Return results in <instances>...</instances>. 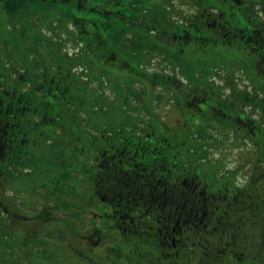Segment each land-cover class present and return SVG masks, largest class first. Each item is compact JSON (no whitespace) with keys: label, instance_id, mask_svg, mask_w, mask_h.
I'll list each match as a JSON object with an SVG mask.
<instances>
[{"label":"rangeland","instance_id":"1","mask_svg":"<svg viewBox=\"0 0 264 264\" xmlns=\"http://www.w3.org/2000/svg\"><path fill=\"white\" fill-rule=\"evenodd\" d=\"M168 1L170 2V4L167 3L168 6L172 2L175 5L171 6L173 15L177 11L179 20L184 19L189 11L194 12L196 18L204 15V19L195 20L194 22L198 24L190 25L189 29L191 32L208 36L206 37L207 40L193 41L192 38L190 39L192 52L189 55V61L179 62L185 71L184 73L178 71L179 74H168L166 73L168 68L160 67L157 63H154V68L145 71L140 67L139 72L131 73L129 70L120 72L119 69H109L107 67L112 65L107 63L100 64L97 69H92L85 47H81L76 41L78 32L75 24L71 22L69 17L64 15V12H61L60 8L53 4L49 6L52 0H31L29 7L16 18H13V16L7 17L0 8V38L5 39L9 43L10 50L14 52H4L0 55H4L7 59L12 54L16 55L15 52L25 53L24 51L29 47L26 45L36 42L32 46H36L34 50L37 53H33L32 49L30 52L31 57L28 59L37 58L42 66L49 67L50 70L52 67L54 68V63L60 64L57 59L58 55L63 58L66 56L68 61L70 57L72 59L69 63V69L63 71V86L66 87L68 83L69 88L67 85V89L70 93L67 95L68 97L61 99L62 108L60 102L52 101L54 107H56L55 104L59 105L61 113L59 117L53 120L56 121L52 125L55 129L54 132L56 135L58 133L65 134V136L71 138V143L69 144L67 142L68 138L63 135L60 136V139H57L52 138L50 134H46V131L41 134L38 133L36 128L39 126L37 124L42 126L45 121L38 116H33L28 120V126L32 130L30 138L21 139L18 133L14 136L16 131H13V129L16 127L9 131V135L14 137V142L11 140V144H15L17 149L22 147L26 152L25 158L22 157L23 154H14L16 161H11L10 151L8 153L4 150L0 152V207L2 208H9L11 206V204H8L9 202L16 204L13 195L20 190L19 187L31 188L34 182L29 181L30 179H36L41 185L48 176L47 174H52V178L49 176L50 180L44 185L43 190L39 189L38 192L41 195L34 199V203H36L35 212H41L42 216H45L44 219L38 221L33 215H23L17 217L12 225L13 213L9 212L8 216L5 214L0 215V224L6 225V227H0V264H127L128 259L120 257V250L126 256L135 255V259L143 260L141 264H148L147 261L149 260L154 264H159L160 261L157 260V256H159L160 251L164 253L171 252L169 248L149 242V237H146L148 240L144 239L145 223H148L147 221L151 218L147 213L158 211L154 204L149 205L151 211L144 213L141 218H134L135 233H128L126 232L127 229H124L128 225H124V219L121 218L126 217L122 214L123 211L125 212L124 209H127L124 205V198H120L118 201L122 204L119 207L121 211L115 216L107 217L104 211H108V214H110V206L105 201L100 202L96 193L93 192V181L90 178V172H98L99 164H103L105 161V159L102 161L100 150L104 147L105 141L107 142L108 136L111 139L114 137L111 136L112 129L109 131L113 123H115V126L125 125V130L130 132L126 133V136L129 135L135 141L138 137L144 136V128L148 127L147 130L150 128L153 130L154 126L148 125V121L145 119L156 118L159 121L158 123L166 128L167 132H170V130L175 132L169 135V141L166 140L165 146L172 154L177 155V160H180L178 164L181 165L182 162L186 161L193 163L190 155L194 154V163H200L206 168L208 177L204 178L208 182L209 189H212L211 191L219 188L218 193L230 192L236 188L235 185H230V179L228 181L224 180L221 185L220 179L229 175L235 169L236 164L243 166L245 162V166L249 168L252 163L255 165V162L252 161L253 152L256 151H253L255 144L247 137L236 139L238 135L235 134V130L239 131L235 127L241 119L236 117L235 120V116H239L241 113L250 116V112H252L251 119L256 120L264 115V94H260V90H258L262 86H254L253 84V87H251L250 82L253 83V81L250 80V70L246 65V61L250 62L252 52L255 55L258 52L254 46L258 45L260 38H264L263 25L257 26V22L252 19L249 26L251 29L257 28V30H253L250 36L248 34L246 36L242 35L239 40L232 41L228 35L229 32L236 31L232 24L227 25L226 33L220 35L218 25L214 24L213 26L211 20L207 19L208 16L216 15L218 12L215 11V6H209L208 0ZM263 1L260 0V3L256 5L250 4L251 1H248L246 9H249V12L244 10V6H237L240 10L239 13L250 14L253 12L254 14L258 8L252 6H262ZM162 2L163 0H156L154 4ZM163 20L164 23L171 25V21L166 22L165 19ZM261 21L264 22V13L261 15ZM35 22H37L36 25H34ZM32 23L33 27L31 26ZM137 24L136 19H134L130 26L126 28L127 31L124 30L116 35H118V42L124 50L127 53L133 51V54L140 52V61H142L146 59L147 55L141 53L140 45L154 46L156 42L153 36L156 34L150 32L148 34L150 38L147 37L143 44L145 37L139 35L140 31ZM170 31H172L171 28ZM38 34L45 37L37 39ZM164 34L174 41L171 34L167 32ZM48 38L59 40V50L49 46L51 40ZM240 38L244 47L239 44ZM6 42L2 45L4 44L7 47ZM175 43L178 48H184V44L180 39H177ZM113 45L117 46L118 44L114 43ZM111 46L112 43L109 42L107 47L112 52ZM259 52L264 53V51ZM34 55L37 56L34 57ZM251 59L253 60V58ZM148 60L150 61L149 56ZM24 61L22 59L23 63ZM140 61H137L139 65ZM6 62L8 61L6 60ZM132 63L134 64V61ZM259 64H264L263 57L259 59ZM189 65H193L192 72L186 73ZM13 68H10L12 72L19 69L18 66H15V69ZM157 68L160 70H156ZM154 72L162 75L155 78L150 77L154 76L152 75ZM159 80H164L166 84L162 83L160 85ZM145 83L148 86H145ZM70 89H74V91ZM146 90H149L151 98H155L161 93L164 108L173 95L175 100L171 102L170 106L176 103L179 113L170 112L163 117L151 114L142 102L143 92ZM63 91L67 90L63 87ZM210 93H212L213 100L208 102L215 101L213 109L210 108L209 112L204 107L202 108L203 111L197 109L195 104L199 102L200 107H202L200 102L207 101L205 96ZM42 94L44 93L40 92L38 95ZM245 96H247L246 99L240 104L239 98ZM34 105L36 111L38 104L34 102ZM27 108L28 105L26 110ZM12 110L15 120L20 121L21 125L22 120L18 118H22L25 112L22 111V108L18 109L15 106ZM195 111L203 115L205 118L204 123L196 127L192 125L191 128V124H187L185 121L181 122L185 113ZM228 111L233 112L231 116L227 115L226 112ZM37 113L43 115V113ZM47 115H53V112L48 110ZM177 116L178 124L175 123ZM57 121L62 124V128H58ZM256 123L263 129L262 134H264V121L260 119ZM43 128H45V124ZM184 130L187 132H181ZM238 141L241 142V145H237ZM122 143H124L123 139H118L116 142L120 148ZM32 146H39L37 148L40 150L44 148L47 153L45 158L40 161L43 163L48 162L44 164L43 168L39 169V164L36 165L38 159L32 153H28ZM190 147H192V152H190ZM239 151L241 152L240 155ZM127 155L120 156L119 161L122 160L125 164L128 161L126 159ZM164 155L168 156L166 153ZM242 157L243 163L240 162ZM18 158H22L23 161H19ZM99 159L100 161H98ZM16 166H19V168L13 175ZM34 173L40 174L41 179L37 175L29 177L30 174ZM17 177L26 179V182L16 180ZM86 181L89 185L86 184ZM228 183L229 185L226 187L225 185ZM3 184H7L12 189L14 188V191L8 186L2 190L1 185ZM54 189L61 194L59 201L62 207H57L54 201L47 203L42 198V195L47 196L50 190ZM85 191L87 195L84 194ZM252 193L255 194L253 189ZM256 193L258 197L254 195V198L246 204V208L252 206L254 215L260 216V212L264 211V186L258 187ZM171 204L166 206L163 212H167ZM242 205L245 204H233L229 194L227 196L224 194L221 200L208 199L206 209L211 210V213L215 212L216 215L208 218L209 222L207 224H205V216L203 225L201 223L193 224L192 219L191 225L183 228L181 232L182 236L189 237L188 241L190 243L195 242L198 245L196 242L200 240L206 244L207 249L205 251L195 250V247L189 246L191 249L188 252L192 253L191 260L182 264H264V230L260 228L264 225L262 224L264 223L263 219L259 218L258 220L260 231H257L258 226L251 222L250 226L245 223L242 224L241 231H248L251 234L250 236L238 234L235 229L234 216L238 215L236 213ZM26 208L27 206L23 205L22 207L19 205L18 208L14 209L22 211L32 209ZM169 220L170 222L175 220L172 212ZM33 221H37L38 224H32ZM120 225L123 229L119 228ZM8 227L13 231H6ZM122 232L123 234H121ZM124 232L127 233L126 236H124ZM35 234L37 236L32 245L29 243L33 253L31 258L28 259L23 250L27 239L33 240ZM129 236L135 237L133 240H136L139 245L132 244L133 240ZM229 237L231 243H229ZM219 238L222 241H218ZM3 243L4 245H2ZM113 248H116L117 252ZM12 249L14 253H11ZM34 257L37 258L36 261H34ZM15 258L18 259L14 260ZM162 262V264H170L168 259L166 262L164 260Z\"/></svg>","mask_w":264,"mask_h":264},{"label":"flooded vegetation","instance_id":"2","mask_svg":"<svg viewBox=\"0 0 264 264\" xmlns=\"http://www.w3.org/2000/svg\"><path fill=\"white\" fill-rule=\"evenodd\" d=\"M155 2L156 0H52L49 6L53 4L54 6H57V8H60L65 13L64 15L69 17L71 22L75 24L78 32L77 40L80 42L79 44L81 47L84 46L86 41V46H89L90 43L91 49L86 50V54L88 55L89 52L88 57L91 61L92 69H97L100 64L107 63L112 65L111 67H107L109 69H119L120 72L129 70L131 73L135 71L133 67H138L137 69L142 67L146 71V69L148 70L150 68H154V63H157L160 67H167L168 71L166 73L168 74H176L178 71L179 73H184L185 71L182 69L183 66L179 62L183 60L189 61V55L192 52L190 39L192 38L193 41H199V35L196 32H191L189 29L190 25L194 26V24H198L197 22H194L196 20V17H194L195 14L194 12L189 11L184 19L179 20L177 11L174 10L175 15H173V9L171 7L175 6L173 2L170 6L167 5V3L170 4L168 0H163V4H154ZM88 6L94 7L93 13H90L89 15L87 11ZM244 7L246 8V6ZM252 7H256L258 9H256L254 14L251 12L249 15L252 17V19H254V21L257 22V26L262 24L264 27V22L261 21V15L264 13V6ZM246 10L247 12L250 11L249 9ZM100 11L104 13L101 16L98 15ZM94 12L96 13L94 14ZM103 15H105L107 21L110 22V25L117 26L119 28V30H117L118 32L115 34L126 30V28L130 26L134 19H136V23H138L137 28L140 31L139 35L145 37L143 39V44L144 41L147 40V37L150 38L148 35L150 32H154L156 34L153 36L156 42L154 46L140 45L139 47L141 53L147 55L145 60L140 61L141 66L137 61L133 60L134 64L137 63L136 66H133L132 61H130L129 67L124 68V66L121 65L119 54L121 53L120 55H125L127 51L122 50L118 45L111 46L110 49L113 53L108 47H100L98 43L99 40L103 41L104 39H108V37L111 35H115L109 33L108 37L104 36L106 35L107 27L105 21L102 18ZM163 19H165L166 22L171 21V25L164 23ZM252 19L250 20L252 21ZM186 24L187 26L185 27ZM170 28L172 31H170ZM246 30H249L248 33L252 35L253 30H257V28L251 29L250 26H248L245 31ZM165 32L171 34L174 41L170 40L169 36L164 34ZM242 35L246 36L245 34ZM201 37L202 40L208 39L205 36ZM177 39H180L182 44H184L183 49L178 48L177 44L175 43ZM239 44H241V47H244L241 42H239ZM254 47H256L258 52L255 55L251 50L252 55L250 57V62L246 61V65L251 74L250 80L253 81V83L250 82V84L251 87H253V84L254 86L261 85L262 87L258 90H260V94H264V64H259V59L262 57L264 58V53L259 52L264 51V38H260L258 45ZM244 54L246 55L245 51ZM103 55L106 57L104 58ZM148 56L150 57V61L148 60ZM251 58H253V60ZM192 68L193 65H189L186 73L192 72ZM156 70L160 69L157 68ZM43 74H33V76L36 77L35 79L38 83L34 82L30 84H24L25 86H31L29 91H33L35 89L40 90V88H42L39 81ZM152 75L154 76L150 77L155 78L161 76L162 74L154 72ZM81 78L83 79L82 76ZM256 81L259 83H254ZM52 82L57 88L61 87L62 85L58 78L53 79ZM145 86H148L147 83H145ZM246 97L247 96L242 97L241 99L239 98L240 104L246 99ZM173 100L175 99L172 95L164 108V100L161 97V93L155 98H151L149 90H146L143 92L142 98L144 107L149 109L151 114L159 117L168 115L170 112H175L176 114L179 113V108L177 107L176 103L173 106H170ZM17 101L20 102L19 99H17ZM28 101L31 103L28 107V110L32 112L31 118H33V116L40 117L45 121V127H47L48 124L53 125L54 121L50 122L53 120L52 115H47L48 110H50L49 107L52 105L54 106L51 100L43 99L41 101H34L32 99V101ZM34 102L38 104L36 106V111L43 113V115H40L35 111ZM55 106L56 108L52 109L53 115H57L59 110V105L55 104ZM197 107L199 110H202L200 105L197 104ZM251 114L252 112H250V116H252ZM183 118L186 119L187 117L184 115ZM260 119L264 121V115L260 118H257L256 121H259ZM145 120L148 121V125H153L154 127L153 130L151 128L147 130L148 127L144 128L143 132L145 139L144 136L140 137L139 139L140 141L143 138V144L131 148H116L113 145L110 146L108 143H104V147H102L100 150L102 161L104 159L105 161L103 164L101 163L102 165L99 164L100 167L98 172H92L93 176L96 175L95 184L98 187L97 191L100 193L98 200L100 202L105 201L108 203V206H110L109 208L111 209L110 214H108V211H104L105 216H115L118 212H120L121 209L119 207H121L122 204L118 203V201L120 198H124V205L127 209H124L125 212L123 211L122 214H124L126 217L121 218L124 219L123 224L128 226L123 227L124 229H127L126 232L135 233L134 218H141L144 213L151 211L149 205L154 204L158 211L147 213L151 216V218L149 221H147L148 223H145L146 232L143 235L144 239L146 240H148L146 237H149V242H153L158 246H164L171 249L170 253H164L163 251H160L159 256H157V260L160 261L159 264L163 263L162 260L166 262L167 259L169 260L170 264H182L183 262L190 261L192 253L188 252V250L191 249L189 246L195 247V250L201 249L205 251L207 249L206 244L202 243L200 240L196 242L198 245L195 244V242L190 243L188 241L189 237L182 236L181 232L183 228L191 225L190 223L192 222V219L193 224L201 223V225H203V219L206 216L205 224H207L209 222L208 218L215 216L216 213H211V210L206 209V202H208V199L221 200L224 194L226 196L227 194L230 195V200L233 201V204H245L242 205L241 209L237 211L236 214L239 216L234 214V225L238 234L240 233L243 236H250L251 234L248 233V231H241L242 224H247V218L251 217V223L257 225L259 218L263 216L262 213L260 216H255L252 212L251 216H249L248 210L246 208V204L249 200L254 198V195L258 197L257 193L254 195L252 193V188L255 187L254 184L258 181H262L261 179H264V176L260 177L261 179L256 177L257 171L255 165L252 163L250 168L245 166V162L242 157L240 162H244L243 166L236 164L235 169L231 171L229 175L220 179L221 185L224 180L228 181L230 179V185L233 184L236 188L226 193H218V191H220L219 188L215 191H211L212 189H209L208 182L204 178H207L208 176L206 175V168L203 165L200 163L193 164L187 161L182 162V164L179 165L177 155L172 154L168 147L165 146L166 140L167 142L169 141V135L174 134L175 132L173 130L167 132L166 128H164L163 125L161 126L158 123L159 121L154 117L147 118ZM175 123L178 124V116L176 117ZM44 124L42 126L37 124L39 127L36 128L34 126V129H38L39 132H37L41 134L45 131V128H43ZM26 128L27 131L25 132V136L23 138H30V134L32 133L31 127L27 126ZM251 142L255 144L253 151L259 149L260 147L264 148V143L258 141L257 139L251 140ZM239 144L241 145L240 141H238L237 145ZM16 149L17 147L15 146V150ZM255 152H253V154H255ZM164 153L168 154V156H165ZM124 154H128L126 156L128 161L124 164V162L120 160L118 164L120 166L118 170L119 174L117 177L115 176V178H117V183L113 184V178L111 176L114 175L112 174V170H110V162H113L114 159L117 158L116 155H118L120 158V156H123ZM240 154L241 152L239 151V155ZM254 160L255 159L253 155L252 161L254 162ZM98 161H100V159ZM261 164V170L264 172L263 161H261ZM132 166H136L139 171L135 172L136 170H134ZM93 176L91 175V177ZM229 183L225 186L227 187ZM9 188L12 189V187ZM12 190L14 191V188ZM28 191L26 193H24L22 190L16 191L15 195H13V199L16 201V204L9 202L8 204H11V206L7 208L8 210L5 207L3 208V212L2 207H0V215L5 214L8 216L7 214H10L9 212L13 213L14 217L12 216V225L17 217L23 215H33V217L37 218L38 221L42 218H45V216H42L43 214L41 212H35V195L32 191ZM44 201L48 203V201ZM170 203L172 204L169 208L167 207V212H163L165 207ZM17 205H21L22 207L24 205L27 206V208L32 209L27 211L14 209L18 208ZM171 212L175 216V220L173 222H170L169 220ZM175 222L176 224H174ZM32 224L36 225L38 223L37 221H33ZM119 228H121V225ZM6 231L12 232L13 230L8 227ZM126 232H124V236L127 235ZM121 234H123V232ZM129 238L131 240L135 239L133 236H129ZM29 240L30 239H27L25 249H28L29 247ZM228 240L229 243H231L230 237ZM218 241L222 240L219 238ZM131 243L135 244L136 246L139 245L136 240H133ZM2 245H4V243ZM113 249L115 252H117L116 248ZM11 253H14L13 249ZM119 253L121 254V258L128 259L129 262L127 264H141L143 262L141 259H135V255L126 256L121 250ZM24 254L28 256L26 252H24ZM17 259L18 258H15L14 260ZM147 262L148 264H154L151 260Z\"/></svg>","mask_w":264,"mask_h":264},{"label":"trees","instance_id":"3","mask_svg":"<svg viewBox=\"0 0 264 264\" xmlns=\"http://www.w3.org/2000/svg\"><path fill=\"white\" fill-rule=\"evenodd\" d=\"M205 1V0H204ZM209 1V6H215V11H218L216 15L213 16H208L207 19L211 20V22L213 24L216 23V25H218V28L220 30L219 34L222 35L223 33H226V29H227V25L232 24L235 28L236 31H231L228 33V35L230 36V40H239V37L242 36V34H248V36H250V34L248 33L249 30H246L247 27L250 25V22L252 19V17L248 14V13H239L240 10L237 6H248L247 3L248 1H251L250 4H259L260 0H208ZM217 1V2H216ZM31 0H0V8L3 10V12L6 14L7 17L13 16V18H16L17 16H19L20 14H23L22 11L27 9V7H29ZM163 4V2H162ZM232 6V7H230ZM262 6H264V1L262 2ZM93 8L94 7H87V11H88V15L91 13H93ZM244 10L247 12L246 8L244 7ZM61 12H63L61 10ZM96 12H94L95 14ZM102 14H104L103 12H99L98 15L101 16ZM103 20L105 21L107 30H106V37H108V34H115L117 33L119 30V28L117 26H113L110 25L105 17V15L102 16ZM204 15H200L196 18L197 19H204ZM37 22L34 23V25H36ZM28 25V23H27ZM31 26L33 27V23L31 24ZM242 30V31H241ZM201 31V30H200ZM199 41L202 38L201 36H205L207 37V35L204 34H199ZM78 35V33H77ZM118 35H111L110 37H108V39H104L103 41L99 40V45L101 48L103 47H107L109 46V42L112 43V45L114 43L118 44V46L124 50L123 46L118 42L117 39ZM38 37V38H37ZM45 37L44 35H40L38 34L36 36L37 39L39 38H43ZM48 37V36H47ZM252 37V36H251ZM50 39V44L49 46L53 47V49H58L60 48V43L59 40H53L52 38H48ZM76 41H78L76 39ZM246 41V40H245ZM6 42L5 39H1L0 38V53H10V47H9V43L6 42L7 47L2 43ZM240 42L242 43V41L240 40ZM78 43H80L78 41ZM25 46V43H23ZM35 43L33 44H28L26 46H29L28 48H26V50L24 51L25 53L22 52H15L16 55L9 56L7 59L4 55H0V152H2L4 150V152H9V157L11 158V161H16V157L14 154L17 155H22L23 158H25L26 152L22 149V147H18V149L15 150V144H11V140H13L14 142V137H11L9 135V131L10 129H13V127H16L15 129H13V131H16L14 133L15 134H19L21 136V139L25 136V132L27 131V126H28V120L31 119L32 117V112L28 110H26V107L28 105V107L30 106V101H32V99L41 101L43 99H49L51 101H55V102H60V106L62 108V104H61V99L68 97L67 95L70 93L69 89H67V85L69 88V84H66V87L63 86L64 82H63V71L66 69H69L70 66V61L72 60L71 57L69 58V61L67 60L66 56L65 58L61 57L58 55L57 59L59 60L60 64L54 63V68L52 67L51 70L49 69V67H45L41 65V62L39 59L37 58H33V60L28 59L29 57H31V51L33 49V53L35 52L34 49H36V46H32L35 45ZM87 41L84 44V47L86 50H90V43L89 46H86ZM250 44V43H249ZM98 45V44H97ZM25 46V47H26ZM257 46V45H255ZM99 47V50H100ZM37 48L39 49V47L37 46ZM50 48V47H49ZM51 51V50H49ZM56 51V50H53ZM13 52V51H11ZM42 52V51H41ZM14 53V52H13ZM37 53V52H35ZM103 54V52H102ZM133 51H130L127 53V55H120V59H121V65L124 66V68H128L130 65V61H140V52L133 54ZM37 55H34V57H36ZM89 56V52L88 55ZM103 57L105 58L106 56L103 55ZM22 59H24V63L22 62ZM6 60L8 62H6ZM62 64V65H61ZM136 64H133V66H136ZM15 66H18L19 69L21 71L18 70H14L13 72L11 71L12 67H14L13 69H15ZM11 68V69H10ZM134 68V72H139V70L137 69L138 67H133ZM199 69H204V68H199ZM45 72V73H44ZM44 73V74H43ZM33 74H43L39 83L40 86H42V88H40V90L35 89V90H31V86H25L24 84H30V83H38L37 80L35 79L36 77L33 76ZM136 74V73H135ZM173 76V75H172ZM175 77V76H173ZM58 78V80L60 81V83L62 84L61 87H56L55 84L52 82L53 79ZM158 83L160 85H162V83L166 84V82L164 80H159ZM63 87L64 89H66L67 91H63ZM15 88L17 89L15 91ZM23 88V89H22ZM73 90L74 89H70ZM41 93H44L42 95H38ZM19 95V96H18ZM146 95V93H145ZM15 96L17 99L20 100V102L17 101V99H15ZM205 98L207 99V101H202L200 102L202 105V108L204 107L205 110L207 112H209V109L215 106V101L210 103L208 101H212L213 100V96L212 93H210L209 95H206ZM15 101V102H14ZM54 102V103H55ZM197 104H195V107H197ZM200 105V104H199ZM16 108H22V111L25 112L24 114H26L27 116H25L23 113L22 118L19 117L18 119L22 120V123L20 125V121L15 120L14 117V113L12 108L13 107ZM42 106V105H41ZM56 107H54L53 105L51 107H49L50 111H52V109H55ZM198 109V107H197ZM61 110V109H60ZM200 111H203L200 110ZM63 113V110H62ZM228 116H231V114L233 112H226ZM59 115H61L60 111L58 110L57 115H52L53 120L56 119V117H58ZM186 115V119L182 118L181 122H185L187 124H191L190 127L192 128V125L194 127L198 126L199 124H202L205 122V118L203 117V115L201 113H197L192 112V113H185ZM236 117H239L241 120L240 122L237 123V126L235 128H237V130L239 132H237L235 130V134H237L238 136L236 137V139L242 138V137H247L250 140H254L257 139L258 141H261L264 143V134H262V128L260 127V125L256 124V120L251 119V116H248L246 113L245 114H240L239 116H235V120ZM233 118V117H232ZM53 120H51L50 122H52ZM234 120V118H233ZM56 121H54L55 123ZM53 123V124H54ZM58 128H62V124L58 123ZM71 125V124H69ZM113 125L115 126V123H113ZM111 126V128H109V131L112 129L111 132V136H114L112 139L108 136L107 137V142L105 141V143H108L110 146L113 145L114 147H120L119 145L116 144V142L121 139H123L124 143H122L121 147H134V146H138L144 143L143 138L139 141V137L134 141L133 139H131V137L128 135L126 136V133H130L128 131L125 130V125H121V126ZM129 126V125H128ZM54 128L51 124H48L47 127H45V131L46 134H50L52 138H57L60 139V136H62L63 134L58 133V135L55 134L54 132ZM39 132V130H38ZM181 132H187L186 130L181 131ZM60 134V135H59ZM65 136V134L63 135ZM13 138V139H12ZM27 138V137H26ZM65 138H68L67 136H65ZM145 139V136H144ZM139 141V142H138ZM12 142V143H13ZM67 142L70 144L71 143V138L67 139ZM11 144V146H10ZM238 144V142H237ZM39 148V146H37ZM37 147H33L31 148V150L28 151V153H32L37 160V164H39V169L43 168L45 165V163H48L47 161L40 162L41 160H43L45 158V155H47V153L44 151V148L42 150L38 149ZM72 148V147H71ZM190 152H192V147H190ZM117 158L114 159L113 162H110V170H112V174L114 176H111L113 178V184L117 183V178H115V176L117 177L119 172V168L120 166L119 164V156L116 155ZM191 162H195L193 161V156L194 154H191ZM254 162H255V168L257 171V176L259 177V179H261L260 177L264 176V172L261 170V161H263L264 164V148L260 147L259 149L256 150L255 154H254ZM19 161H23L22 158H18ZM47 160V159H46ZM178 162H180V160H178ZM108 166V168H109ZM134 170H136L135 172L139 171L136 166H132ZM19 168V166L14 167L15 172L13 175H15L17 169ZM56 170V169H55ZM54 170V171H55ZM10 172V170H9ZM53 173V172H52ZM90 174L93 176V172H90ZM34 175H37L36 173L34 174H30L29 177H32ZM48 176L43 180V184H39L38 181H36V179H30L29 181H32V183H36L37 185H35L33 183V185H31V188L29 187L28 189L24 186L19 187L20 190L19 191H23L24 193H26L28 190V192L32 191L35 195V197L40 196L41 194H39V189L43 190L44 185L50 180V177L52 178V174H47ZM56 175V174H55ZM90 178L93 180V192L96 193L97 197L100 195V193L97 191V186L95 184V180H96V175ZM38 178L41 179L40 174L37 175ZM50 176V177H49ZM19 177V176H18ZM17 177V178H18ZM28 177V178H29ZM59 177V175L57 176V178ZM16 180H21L22 182H26V179L24 180L23 178H18ZM262 181H258L257 183L254 184L255 187H253L252 189L254 190V192H257V188L260 186H264V179H261ZM86 184L89 185L88 181H86ZM6 185V186H5ZM2 186V190H4L8 185L7 184H3ZM46 187V186H45ZM92 187V186H91ZM9 189V188H8ZM87 190V189H86ZM13 191V190H12ZM84 194L87 195V192L85 191ZM60 193L54 189V190H50V192L48 193L47 196H43L42 198L48 202H52L54 201V203L56 204L57 207H62L60 200ZM263 202H264V197H263ZM55 206V207H56ZM248 210V215L251 216V212L253 211V207L251 206V208H247ZM264 209V208H263ZM2 211L4 212V209L2 208ZM253 213V212H252ZM264 215V211L260 212V214ZM250 218V219H249ZM263 219L264 222V216L261 217ZM250 220V221H249ZM252 221L251 217L247 218V226H250V222ZM262 223V222H261ZM264 224V223H262ZM257 230L260 231V228L262 230H264V225L260 226L259 228V223L257 224ZM0 227H6L5 224H0ZM264 235V232H263ZM36 234L34 235L33 240H29V243L32 245V242L35 240L36 238ZM31 248L30 246L28 247V249H24L23 251L26 252L28 254L27 258L30 259L32 256L31 252ZM25 255V254H24ZM37 258L34 257V261H36ZM38 261V260H37Z\"/></svg>","mask_w":264,"mask_h":264}]
</instances>
